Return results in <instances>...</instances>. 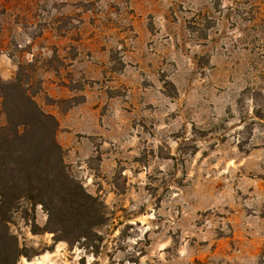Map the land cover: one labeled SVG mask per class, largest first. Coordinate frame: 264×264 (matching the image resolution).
Here are the masks:
<instances>
[{
    "label": "rangeland",
    "instance_id": "1",
    "mask_svg": "<svg viewBox=\"0 0 264 264\" xmlns=\"http://www.w3.org/2000/svg\"><path fill=\"white\" fill-rule=\"evenodd\" d=\"M16 77L104 219L21 200L15 264H264V0H0Z\"/></svg>",
    "mask_w": 264,
    "mask_h": 264
},
{
    "label": "trees",
    "instance_id": "2",
    "mask_svg": "<svg viewBox=\"0 0 264 264\" xmlns=\"http://www.w3.org/2000/svg\"><path fill=\"white\" fill-rule=\"evenodd\" d=\"M0 90L5 115L0 125V257L2 264H15L20 256H27L8 227L21 200L32 210L41 205L47 214L44 226L33 222V233H58L77 221L91 228L102 223L104 204L67 170L55 138L58 122L37 104L22 80L16 77Z\"/></svg>",
    "mask_w": 264,
    "mask_h": 264
},
{
    "label": "crops",
    "instance_id": "3",
    "mask_svg": "<svg viewBox=\"0 0 264 264\" xmlns=\"http://www.w3.org/2000/svg\"><path fill=\"white\" fill-rule=\"evenodd\" d=\"M46 89V88H45ZM48 93H49V95H54V93L50 90V89H48ZM84 104H86L87 106L89 105V99L86 97L85 98V100H84ZM80 105V104H79ZM77 107V106H76ZM76 107H72V109H70V111L66 114V116L65 117H68V115H70V113H72V111H74V109H76ZM97 109H98V107H96V108H92V111H97ZM93 113V112H92ZM82 117V116H81ZM81 117H79V118H81ZM100 129H101V126L100 125H98V128H97V130H96V133L97 134H99L100 133ZM79 142V141H78ZM103 163H104V161H103ZM103 171H104V168H103Z\"/></svg>",
    "mask_w": 264,
    "mask_h": 264
},
{
    "label": "bare ground",
    "instance_id": "4",
    "mask_svg": "<svg viewBox=\"0 0 264 264\" xmlns=\"http://www.w3.org/2000/svg\"><path fill=\"white\" fill-rule=\"evenodd\" d=\"M36 260V259H35ZM39 261H33V262H31V264H36V263H38Z\"/></svg>",
    "mask_w": 264,
    "mask_h": 264
}]
</instances>
